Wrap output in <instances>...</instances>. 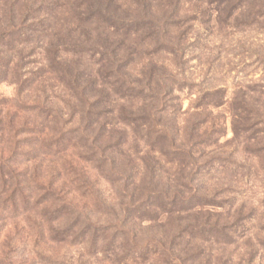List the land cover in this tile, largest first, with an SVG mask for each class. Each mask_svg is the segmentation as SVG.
<instances>
[{"label":"rangeland","instance_id":"374dc122","mask_svg":"<svg viewBox=\"0 0 264 264\" xmlns=\"http://www.w3.org/2000/svg\"><path fill=\"white\" fill-rule=\"evenodd\" d=\"M38 4L43 24L27 43L0 52V264H168L130 250L125 230L139 244L168 243L205 220L216 226L196 231L184 264H264V0H0V30ZM143 16L137 27L115 26ZM50 47L60 50V64L50 62ZM105 47L143 93L116 90ZM74 70L79 88L90 84L83 95L100 99L86 131L85 102L69 81ZM122 111L155 115L180 144L211 134L201 173L167 162L144 136L146 124L124 123ZM83 131L87 141L78 140ZM67 132L73 138L60 140ZM117 144L120 167L137 171V194L156 182L186 191L192 180L211 204L124 224L121 182L100 158ZM16 165L22 173L11 174ZM22 183L31 203L17 194ZM47 190L55 198L37 202ZM12 195L21 202L15 210L6 202ZM59 197L89 209L96 236H54L74 215L60 218Z\"/></svg>","mask_w":264,"mask_h":264},{"label":"trees","instance_id":"16d2710c","mask_svg":"<svg viewBox=\"0 0 264 264\" xmlns=\"http://www.w3.org/2000/svg\"><path fill=\"white\" fill-rule=\"evenodd\" d=\"M144 3V7H145ZM42 8L41 4L36 5V7L29 5L27 9H25L24 18L23 21L20 23H12L8 27H5L0 30V52H4L7 54V51L11 47L12 49L16 48L17 45L27 43L31 39V35H33L34 31L38 30V27L43 24L42 21H45V19L39 18V13ZM112 12V11H111ZM113 13V14H112ZM108 13V17H115V13ZM148 17L143 16L138 20L132 19V21H128V23L125 22V19L121 20V24H117L118 29L125 27L126 30L128 28H131L132 26H138L141 23H144V21ZM129 20V19H127ZM128 33V31H126ZM5 48V50H4ZM49 50L48 58L50 59V62H55L57 64H60V62L57 60L60 56V50L58 48H55L52 50V48H47ZM102 52H100V55L105 60V62H111L114 64V74L113 78L115 79L114 84H118L116 87V90L119 88V86H124L128 89H133L134 92L143 93V89L132 85L128 79L124 77V75L121 73V65L118 63L116 56V53L113 48L105 47L101 48ZM4 50V51H3ZM82 49L77 50L76 48L73 49V52L76 54L81 55ZM85 52V51H83ZM50 53L53 54V56H50ZM115 55V56H114ZM4 56L0 57V62L4 60ZM80 79V74L76 73L74 70L71 72V75L69 77V81L71 84V87L81 93L80 99L85 102V112L83 113L84 122L86 124L83 126V130L86 131L90 126H92L93 123V111L94 107L98 106L99 104V98L98 96L94 98L92 102L89 101L83 94L87 87H90L89 85H81L79 88L78 86V80ZM159 84L161 80L159 79ZM83 86V87H82ZM167 93V90L160 91V95L162 98H165V95ZM124 98L123 96H120V99ZM164 101L162 100V103ZM159 112V109L157 110ZM121 118L123 119L124 123L132 124V123H140L146 124L144 128V136L147 138L148 143H150L152 146H158L159 150L158 152L165 156L167 159V162L172 161L173 163L175 161H184L192 164V171L194 173L197 172V169L199 168L198 160L202 158L205 151L204 148L211 146L212 138L211 134L204 137L206 140L202 141L200 140H192L190 139L187 144H180L177 143L174 138L170 135L168 130L166 129V126H160L159 122L156 121L155 115H149L145 113V115H134V114H128L125 112H120ZM1 123V121H0ZM198 125V124H197ZM198 126L194 127V132L197 130ZM81 132L78 138L79 141H87L88 135ZM28 132H33V130ZM35 132V131H34ZM73 138V134L71 132H67L63 134L61 137H59L60 140H65ZM92 140H95L93 138ZM62 141H60L58 144H60ZM48 142V141H47ZM118 143V142H117ZM109 145V143H108ZM46 147L49 149L50 144H47L46 142L43 143V149L47 150ZM118 149H120L119 145L115 147L114 145H111L107 148L106 151H109L107 153H102L100 155V158L103 159V162H105L111 172L110 179L115 182H121V196H122V202H121V218L123 219L124 224H128L129 222L133 221L136 218H142L144 216H150L149 218L146 217L148 220L155 219L157 217H163L165 215H175L176 212H192L193 210H196L198 206L201 205H207L211 204L209 203L208 199L204 197V195L200 194L198 189L194 188L193 186H190L192 184V180L190 181L189 186H186L188 190L183 191L180 189H170V185H168V188L165 186H159L158 182L154 183V185H148L145 187V190L142 191V193L137 194V188H136V176L137 171L134 169H127L126 167H120L119 164V153L117 152ZM31 154V153H27ZM11 159V157H10ZM9 159V160H10ZM207 163H212L213 161L211 159L206 160ZM2 164L0 165V178H2V182L5 183L4 176L2 175ZM213 164V163H212ZM5 166H9L8 163L4 164ZM20 168V167H19ZM201 173V169H198ZM13 171H18L22 173V170L18 169L16 165V170L11 168L10 166V173L13 174ZM15 175V174H14ZM153 181V180H152ZM155 182V181H154ZM3 183V184H4ZM195 184V182H193ZM17 194H19L22 197V204H28L31 203V198L24 196L23 192H29L27 185L22 183L19 187ZM51 193V194H50ZM16 194V192H15ZM50 194V195H49ZM54 193L47 190L45 191L42 196L36 200L37 202H43V200H48L50 198H55ZM16 195H12L11 200H7V204H11L10 206L13 207V209H18L21 202H17V199L15 197ZM48 197V198H47ZM58 205L56 206L55 212L59 214L60 218L65 216L66 214H74L73 220L68 225L66 224L64 227L60 228V231L57 230L54 232V236L56 234L61 235V238L67 239L69 236L73 235V237H81V236H96L97 229L99 227H95L92 223H90V217H88L89 213L87 210V207H76L71 202L67 201L65 198H57ZM162 208V213H158V209ZM27 209V208H26ZM48 209V208H47ZM146 214V215H144ZM84 220V222H79L80 220ZM203 223L207 225L202 226H193L190 230L186 229L185 227L182 228L173 238L170 242L166 243L164 241L160 240H151L146 241L145 243L139 244L136 241L135 233L128 229L125 230V233L123 235L127 236V246H129L130 250H132L134 253H136V250H140L139 253H142V257H145V260H150L152 258H157L164 263L168 264H184L185 260H188L187 257H183L182 253H189V246L195 243V239L198 238V235L196 231H203V229L211 224L210 227H215V223H210L209 221L205 220ZM195 230V231H193ZM188 232L191 234L188 235Z\"/></svg>","mask_w":264,"mask_h":264}]
</instances>
